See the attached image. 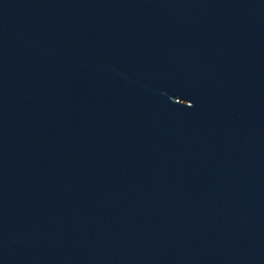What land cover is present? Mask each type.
Wrapping results in <instances>:
<instances>
[{"label":"water","instance_id":"1","mask_svg":"<svg viewBox=\"0 0 264 264\" xmlns=\"http://www.w3.org/2000/svg\"><path fill=\"white\" fill-rule=\"evenodd\" d=\"M0 264H264V0H0Z\"/></svg>","mask_w":264,"mask_h":264}]
</instances>
